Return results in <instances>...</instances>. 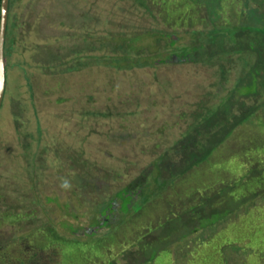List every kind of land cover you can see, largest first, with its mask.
<instances>
[{
	"label": "rangeland",
	"instance_id": "rangeland-1",
	"mask_svg": "<svg viewBox=\"0 0 264 264\" xmlns=\"http://www.w3.org/2000/svg\"><path fill=\"white\" fill-rule=\"evenodd\" d=\"M7 23L0 245L49 236L66 264H264V0H9ZM216 116L218 138L195 137ZM208 146L180 176L184 153L156 163ZM230 185L249 199L217 220Z\"/></svg>",
	"mask_w": 264,
	"mask_h": 264
},
{
	"label": "trees",
	"instance_id": "trees-1",
	"mask_svg": "<svg viewBox=\"0 0 264 264\" xmlns=\"http://www.w3.org/2000/svg\"><path fill=\"white\" fill-rule=\"evenodd\" d=\"M0 2H1V0H0ZM250 51L254 52V50H250ZM121 60L122 61H128V59H125L123 57H122ZM129 61L131 63L134 60L129 59ZM139 62H141V61H136L135 65H138L137 63H139ZM145 63H146L145 61H142L140 64L143 66V65H145ZM254 95L255 94H252L250 92L246 93V97H251V96H254ZM245 112L246 113L243 114L242 117L243 118L246 117L245 120H247V118L251 115L252 110H246ZM205 119L206 120L203 123L198 125V126L203 127V130H199L201 134L196 133L195 137H201V138L205 137V139H207L206 141H209V140H211L213 138L217 139L218 138L217 134L222 129V125L221 124L219 125V122H217V121H220V120H218L217 116L216 117H209V118H205ZM232 121H234V119H232ZM207 129H210V130L214 129V131H218V132H216L217 133L216 135H215V132H214L213 136L206 137L207 135H205L204 133L206 132ZM222 138H224V136ZM222 138H220L219 140L221 141ZM186 140H187L186 144H190L191 146L198 147V148H200L202 146V143H203V140L191 141L190 139H187V138H186ZM182 146H184V148H186L187 146L191 147L189 145H182ZM208 147L209 148H207L205 151H202V154L198 155L200 157H192L191 158L192 160H190V158L187 157L186 152L182 151L183 149H180V151H178V150L177 151H173V154L168 152L171 156L168 155L167 153L164 154L162 157L157 159L156 163L157 164L161 163V161H163L164 158H166V159H168V158L169 159L176 158L178 156L177 153H180V152L184 153L185 154V158H187L186 159L187 160L186 161L187 164L185 165V167L183 169L179 170L180 171L179 174L175 173L176 175L180 176L182 174H185L187 171L191 170L192 166L195 167L196 165H198L199 163L203 162L206 159V155H204V154H208L209 151L212 152V150H213V148L211 146H208ZM170 157H173V158H170ZM258 171H259L258 167H252V168H250L249 171H247V174H249V173L255 174V173H258ZM258 179H259V176H255L253 181H251L253 183L251 186H254V185L258 184L259 183ZM262 181L263 180H261L260 183H262ZM134 187H136V185L135 186L132 185L130 188L134 189ZM239 189H241V190H239ZM243 191H244V188H242V187H238L237 188L236 185H230L229 188L227 186V188H223L222 189V191L220 192V193H222V196H218L217 200H218V203L220 205L219 207L223 208V212H222V215L218 216L217 220H221V219L224 220L226 218L228 212H227V210H226V212L224 210H225V208L229 207L230 202L228 201V199L230 197H231L230 199L232 200V204L230 205V209H231L230 213L231 212H236L239 209V208H237V205L239 203H244V200L249 199L248 197L243 196L245 194V193H243ZM217 193L219 195V192H217ZM116 194L119 195L118 192ZM238 195H240V196H238ZM202 199H204V200H203V203L201 204V206L202 207H206L203 210V212H205V214L201 215L203 217V219H205L207 216H209V217L210 216H215L214 213H213V210H212L213 208L211 207L212 204L209 203V202H206L207 200L205 198H202ZM226 201H228L229 204H226ZM234 201L236 203H234ZM106 204H108L109 207H111L110 206L111 205L110 202H107ZM210 207L212 208L211 210H210ZM207 208H209V209H207ZM105 210H106V208L104 209V207H103V210H102L103 213H101V212H99V213L104 215L105 212H106ZM190 212L191 211H186V213H190ZM196 230H198V229H196ZM55 240H56L55 238H52V237L48 236L47 238H44L43 240H40L38 242L37 247H36L35 244L28 243L29 244L28 246H26V247L23 246L20 249H18L17 251L14 250L15 254L13 256H12V252L9 251V246H11V245L8 242H5L4 245H0V264H66L67 262L66 263L64 262V258L62 256V254L63 253L66 254V252L64 250H62V246H60V247L58 246V244L55 242ZM230 240L231 239H229L228 241L224 240L223 245L219 248L221 250L220 253L226 251V249H227V246H226L227 244L226 243L230 242ZM221 242H223L222 239L218 240V243H221ZM154 248H155V246H154ZM255 254L258 255L259 254V250ZM64 257L66 258V256H64ZM71 260H75V259H71ZM66 261H69V260H66ZM78 262H77V264L81 263V262H79V263ZM114 263L115 262H113L112 264H114ZM69 264H70V262H69ZM222 264H226V261L224 263H222Z\"/></svg>",
	"mask_w": 264,
	"mask_h": 264
},
{
	"label": "water",
	"instance_id": "water-1",
	"mask_svg": "<svg viewBox=\"0 0 264 264\" xmlns=\"http://www.w3.org/2000/svg\"><path fill=\"white\" fill-rule=\"evenodd\" d=\"M9 0H1L0 2V106L2 103L5 91V59H4V44L5 34L8 21Z\"/></svg>",
	"mask_w": 264,
	"mask_h": 264
},
{
	"label": "clouds",
	"instance_id": "clouds-1",
	"mask_svg": "<svg viewBox=\"0 0 264 264\" xmlns=\"http://www.w3.org/2000/svg\"><path fill=\"white\" fill-rule=\"evenodd\" d=\"M8 22V21H7ZM8 24V23H7ZM7 30V28H6ZM5 37H6V34H5ZM4 59H5V44H4ZM5 74H6V61H5ZM6 84V82H5ZM5 92V91H4ZM2 104V103H1ZM1 107V106H0Z\"/></svg>",
	"mask_w": 264,
	"mask_h": 264
}]
</instances>
